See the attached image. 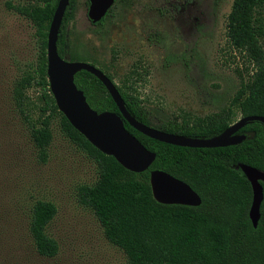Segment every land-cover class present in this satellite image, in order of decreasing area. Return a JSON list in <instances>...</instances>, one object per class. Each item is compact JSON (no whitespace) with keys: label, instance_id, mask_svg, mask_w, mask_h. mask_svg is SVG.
<instances>
[{"label":"trees","instance_id":"1","mask_svg":"<svg viewBox=\"0 0 264 264\" xmlns=\"http://www.w3.org/2000/svg\"><path fill=\"white\" fill-rule=\"evenodd\" d=\"M126 1L129 0H115L105 17L91 25L101 29L114 5ZM57 2L29 0L25 6H11L32 22L41 39V55L34 70L25 73L14 86L21 113L26 111L29 90H36L41 100L42 105L36 106L39 116L31 129L40 160L47 159L52 140L49 119L56 116L64 136L91 158L96 167V180L78 187V202L92 212L105 239L122 251L124 264H264V183H261L260 218L253 228L248 217L251 187L241 170L236 169L237 165L245 164L264 172V125L257 121L247 123L237 132L246 135L238 145L188 148L150 139L123 121L125 129L155 154L153 163L144 172L127 171L113 157L93 147L55 105L47 80L46 38ZM72 11L73 0H70L57 40V51L63 59H71L77 53L68 48L65 39V27L72 19ZM225 37L243 61L242 70H236L238 88L228 105L204 117L154 122L134 87L137 80L133 77L140 76L139 64L119 84H115L105 68L101 71L115 84L127 111L138 122L169 134L209 139L236 122V113L240 118L264 116V0H233L226 17ZM84 53L90 58L87 51ZM74 83L97 113L119 115L96 77L80 71L75 74ZM153 170L168 173L189 185L200 197V205L157 203L149 184V173ZM56 212L52 202L35 201L25 226L12 224L4 242L0 241V264L57 261L59 244L47 233Z\"/></svg>","mask_w":264,"mask_h":264},{"label":"rangeland","instance_id":"2","mask_svg":"<svg viewBox=\"0 0 264 264\" xmlns=\"http://www.w3.org/2000/svg\"><path fill=\"white\" fill-rule=\"evenodd\" d=\"M87 1L73 0L65 39L78 54L66 61L105 68L115 84L139 64L134 87L157 123L204 117L229 104L239 84L236 70L243 67L225 37L233 0L118 2L101 29L88 20ZM28 3L0 0V241L12 224L25 226L35 201L45 200L57 210L47 233L60 248L50 264H124L122 251L105 239L92 212L78 202V187L96 180L93 160L50 116L52 140L42 162L31 138L36 106L42 105L36 90L28 91L26 111H19L15 83L34 70L41 55L35 26L11 8ZM239 118L236 113L234 120Z\"/></svg>","mask_w":264,"mask_h":264},{"label":"water","instance_id":"3","mask_svg":"<svg viewBox=\"0 0 264 264\" xmlns=\"http://www.w3.org/2000/svg\"><path fill=\"white\" fill-rule=\"evenodd\" d=\"M115 0H88L87 17L91 24L105 17ZM70 0H58L46 38L47 80L55 105L70 125L102 154L111 156L127 171L142 173L149 168L155 154L147 150L124 127L126 121L142 135L173 146L188 148H218L238 145L246 139L237 133L247 123L257 121L264 125V116L251 115L239 118L220 134L209 138H190L165 133L138 122L127 111L115 84L98 68L79 61H66L57 51L58 34L66 8ZM80 71L96 77L112 98L119 115L113 112L97 113L90 108L85 96L74 83V76ZM239 168L250 184L252 200L248 217L253 228L260 218L263 199L264 172L254 167L239 164ZM149 184L153 199L163 205H184L197 207L200 197L189 185L168 173L153 170L149 173Z\"/></svg>","mask_w":264,"mask_h":264}]
</instances>
